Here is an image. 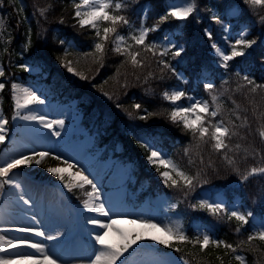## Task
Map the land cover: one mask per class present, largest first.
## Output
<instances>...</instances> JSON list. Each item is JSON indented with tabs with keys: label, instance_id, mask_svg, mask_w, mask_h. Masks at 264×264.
Returning a JSON list of instances; mask_svg holds the SVG:
<instances>
[{
	"label": "trees",
	"instance_id": "trees-1",
	"mask_svg": "<svg viewBox=\"0 0 264 264\" xmlns=\"http://www.w3.org/2000/svg\"><path fill=\"white\" fill-rule=\"evenodd\" d=\"M147 2L151 5L147 24L150 27L154 23L160 24L157 31L149 33L145 42H156V54L134 44L140 53L137 59L141 64L133 66L130 57L112 51L110 41L103 54L94 51L95 30L80 28L74 17L72 0H9L15 30L11 44L3 49L5 68L7 72L12 71L18 81L43 83L46 95L62 102L77 99L84 114L83 122L96 132L98 144L106 145L105 154L110 148L117 151L119 144V158L133 163L132 171L136 177L133 190L141 198L148 195L150 201L162 209H171L172 226L176 225L173 219L179 218L180 224L173 229L185 231L189 240L194 241L195 238L190 237L195 235L191 222L199 219L212 237L232 244L236 249L232 252L223 246L210 245L202 251L198 244L177 241L191 264H236L238 253L245 255L248 264H264V241H248V236L254 233L249 223L229 219L227 212L213 215L207 209L194 207L193 201L201 188L222 186L229 196L233 192L239 194L244 207L255 213L264 210V173L241 180L251 168H264V139L258 134L264 126V43L261 40L264 7L253 8L243 0H196V11L187 19L170 17L160 22V17L167 12V0H126V8L120 14L129 20L140 18ZM235 3L240 6L235 29L242 24L249 25L256 44L249 56L234 62V65L239 64L240 71L221 76L209 59L210 39L203 30L210 22L208 16L212 8L222 11ZM40 9H46L44 15ZM167 31L183 43L180 56L172 54L175 49H169L165 56L160 55L159 47L163 45ZM61 41L65 43L61 44ZM69 42L72 47L67 50ZM66 55L78 69L76 77L68 71L63 60ZM6 59H9L8 65ZM161 60L171 67L166 68ZM36 65L41 66L42 71L25 70V66ZM177 70H182L189 78L187 91L202 94L211 109H215L211 97L218 96L221 111L215 120L222 119L237 133L225 141L231 150L217 152L210 137L206 138L207 143L199 141L183 128L182 123L171 121V104L162 94L182 82L176 75ZM201 74L213 83L211 92L204 88L205 81L199 78ZM245 76L253 83L249 84ZM7 84L3 89L2 106L9 118L12 98ZM136 104L141 108L136 109ZM141 116L146 118L140 119ZM147 140L160 145L175 158L193 178L191 188L185 187L184 181H178L176 187L169 181L164 182L160 175L163 167L155 169V165H150L147 160L150 151L141 147V142L148 144ZM225 156L234 162L229 164ZM224 184L227 187H223ZM74 194L76 198L82 197L78 188L74 189ZM172 201L178 202L177 207L168 206Z\"/></svg>",
	"mask_w": 264,
	"mask_h": 264
},
{
	"label": "rangeland",
	"instance_id": "rangeland-1",
	"mask_svg": "<svg viewBox=\"0 0 264 264\" xmlns=\"http://www.w3.org/2000/svg\"><path fill=\"white\" fill-rule=\"evenodd\" d=\"M173 5L183 6L184 0H167L168 10ZM149 8V5H146L145 11ZM222 11L224 14L215 8L211 9L209 14L210 22L203 30L206 35L207 33L205 30H210L212 33V38L209 42L210 49L207 53L213 66L216 67L217 70L219 69L221 76H224V74L235 75L234 72L240 70H238L239 64L234 65V62L237 58L249 56L253 51L255 43L252 44L250 48L238 46L239 50L244 52V55L234 57L232 60L228 61L227 68L222 66L220 58L216 55L215 50L212 49L211 44L216 43L226 54H231L232 46L235 44V41L240 38L241 32H246L244 37L246 40H255L253 37H250L251 31L248 25H241L239 29H236L237 31L235 30V25L240 15L238 3L228 6ZM12 12L13 9L10 6L9 0H0V48H6L13 39L15 28L11 21ZM213 14L220 18V23H217L216 20L212 18ZM130 21L136 28H139L142 21L145 26L149 27L146 24L145 18L142 17L138 20L131 19ZM154 25L158 24L154 23L153 26ZM106 26L108 25L101 24V31L103 27ZM118 31L121 34L127 35L130 29H128L127 26H118ZM166 33V39L163 43L164 49L165 47L168 49L172 47L176 50L177 47L183 48V44L174 37L171 31H167ZM262 38L264 42V35ZM127 44L133 45L131 51L136 52L134 42L131 39L127 41ZM173 44L176 45V47H173ZM66 49L68 50L70 47L67 45ZM63 60L68 66L70 65L72 67L73 72H70V74L76 77L78 69L72 59L66 55ZM3 62L4 60L0 57V69L4 72ZM29 69L31 71H38L40 67L33 66ZM177 73L182 74L183 83L189 79L181 70H178ZM199 78L203 79L205 82H211L204 74H201ZM3 80L8 82V90L11 93L12 99V84L15 83L21 87L31 88L42 100H44L43 104L31 105L28 109H21V115H43L48 120L64 121L62 127L53 125L54 130L60 133L59 136H54L48 129L35 121H26L19 117L13 119L16 111L14 107L15 101L13 100V104H11L13 113L11 115L10 125L8 123L5 125V139L3 141L5 143L0 147V167L4 166L5 163L10 162L12 159L19 158L22 155H31L33 152L46 151L50 152L51 155L44 158L39 165L35 164L34 158L31 165L19 166L9 173V176L21 185L19 189L11 185H4L3 188H0V236H3L5 241H16L20 238H27L33 242H41L45 245V253L50 255L56 261V264H89V261L94 258L95 252L101 247L95 242L94 237L97 232L102 234L104 230H100L91 223H88V218L96 217L105 221H107V218L98 217L96 213L89 212L83 207V201L88 199L86 193L91 191V186L89 188H83L85 193L84 199L77 200L76 202L77 206L81 208L80 210L75 208L71 210L67 209V207H69V200L66 194L62 193V190H60V188H64L63 184L58 177L47 171L50 167H66L62 161L67 160L69 163L75 165V167L70 169L71 172H78L82 169L85 175H88L89 179L93 180L100 191V201L105 204L106 208L110 209V215L118 220L114 229L106 230L108 235L105 237V242L109 244L120 242L119 234L118 240L115 238V235H117L115 229L123 230V232L133 237L137 234L144 237L143 240L129 249L128 252L125 253V256L122 257L124 264H189L185 258L180 257V253H176V250H172V248L171 250H167L164 248L167 245L159 244L157 241L149 239L153 236L159 239H169L167 234L161 231V229L165 226L176 227V225L180 224L179 218L173 219L176 225L172 226L170 212L168 210L163 211L159 206L151 205L147 198L141 200L138 194L132 191L131 183L135 182V176L132 173V163L123 162L119 159L117 154L119 147H121L119 144L116 147L117 151H113V149L110 148L108 155H104L105 147L97 145L96 132L88 130V128L83 125L82 119H84V116L82 115V109L80 105H78L76 99L67 103L59 102L56 99H48L47 97H50V95H46L42 83L19 82L10 71L0 76V83H3ZM173 89L183 90L187 96L208 101L202 94L187 92V86L184 84L176 85L166 91L171 92ZM2 102L3 95L0 92V116L6 119L1 107ZM178 103L187 105L188 101L182 98ZM172 107L173 105H171V110ZM215 121L218 120H215V118L212 119L213 123ZM147 142L152 149L158 150L163 158L172 161L180 170L189 176L186 170L176 162L175 158L167 153L160 145L154 144L151 140H147ZM55 156H60L61 159L57 160L54 158ZM148 163L150 165L152 164L149 161ZM152 165L156 166L155 169L161 166L159 163ZM165 170L170 171V169H165L163 167L160 169V173ZM172 176L177 181H183L176 176L174 172ZM3 179V177H0V181ZM65 179H68L67 173H65ZM169 182H171V180H169ZM213 187L214 186H209V189H202L200 195L196 197V203L200 204L201 201L205 200L209 203L223 202L228 211L239 210L241 213L247 215L239 195L232 194L229 196L225 191L219 190L222 186ZM223 187H227V185L224 184ZM64 190L67 189L64 188ZM21 194L25 199L30 200V204H24L23 201L19 199ZM176 202L173 201L170 206H176ZM194 205V207L197 206L195 203ZM252 214L253 215L248 218L251 219V227L253 231L256 232L261 228L262 224H264V211L262 213L259 211ZM130 220H150L160 227L149 228L139 223L131 224L128 222ZM192 225L200 236L207 233L201 227L198 219H195ZM4 227L7 229L6 231L1 229ZM24 227L38 229L44 232L45 236L51 235L57 238L54 240H47L45 237H37L32 233L17 231V229ZM73 227L78 231L76 238L70 241L66 240V237H68ZM84 236L85 238H83ZM174 241L175 240H170L169 243L172 244ZM180 247L181 246L178 248L180 249ZM33 252V249L24 246L8 247L6 252H0V260H10L13 264H17V253L31 254ZM237 255H241L245 258L242 253H238ZM117 264H120V262L118 261ZM236 264H239V262L237 261ZM245 264H248L246 260Z\"/></svg>",
	"mask_w": 264,
	"mask_h": 264
},
{
	"label": "snow or ice",
	"instance_id": "snow-or-ice-1",
	"mask_svg": "<svg viewBox=\"0 0 264 264\" xmlns=\"http://www.w3.org/2000/svg\"><path fill=\"white\" fill-rule=\"evenodd\" d=\"M245 4L250 5L253 8L256 7H264V0H243ZM72 5L74 8V17L77 19V23L80 28L88 27L92 30H95V36L97 40L94 42V49L97 53L103 54L105 51L106 44L110 41L112 44V51L117 54L124 55L130 57L131 64L136 66L141 64V61L137 59L140 55L138 51L133 52L131 48L133 45L127 44V41L131 39L135 45L142 46L145 51H150L155 55V49L157 45L153 43H145L147 37L150 32H154L158 30V25H154L152 27H147L141 22L139 28H136L131 21L122 14H118L122 12L126 8V0H72ZM46 9H40L41 15H44ZM194 11H196V0H184L183 6L173 5L166 12L165 15L160 17V22H164L168 20L170 17L177 19H187ZM216 20L217 23H220V18L213 14L212 17ZM63 22V21H61ZM264 22V18L262 21ZM101 24H107L108 26L103 27L101 31ZM118 26L123 27L127 26L130 31L127 35L121 34L118 31ZM209 39L212 38V33L210 30H205ZM246 32H241L240 38L235 41V44L232 46L231 54H226L224 50L219 48L216 43H212L211 47L215 50L216 55L220 58L222 66L227 68L228 61L232 60L234 57L244 55V52L239 50L238 46L243 48H250L255 41L246 40L244 37ZM65 41H61V44H64ZM126 45V46H125ZM176 47V45H172ZM68 47H72L71 42L68 43ZM169 49L165 47L164 51L160 53L161 56H165L168 54ZM183 52L182 47H177V50L172 53L174 56H180ZM160 63L164 64L166 68H170L171 66L165 61L161 60ZM25 70H29L27 66H25ZM175 72V69H171ZM68 71L73 72L72 67L68 66ZM78 74V73H77ZM4 72L0 69V76H3ZM79 75V74H78ZM179 79H182V74L176 73ZM83 79L84 77L81 76ZM244 79L252 84L253 82L248 80V77L245 76ZM257 87H260L259 85ZM4 85L0 83V89H3ZM204 88L211 92L214 88L213 83L206 82L204 84ZM255 91V88H253ZM12 93L13 100L15 101V116L20 119L26 121H35L44 128L48 129L49 132L54 136H59V131L54 130L53 125L63 126V120H48L43 115H21V109H28L31 105L43 104L44 100H42L35 91H33L29 87H21L17 84H12ZM164 100L169 101L171 105H173L171 112L169 113V118L173 123H182L183 128L186 131L192 133L193 137L198 139L199 141L207 143L208 137L213 142L212 147L215 151L219 152L222 149H229V145L225 142L226 139H231L232 136L237 133L233 132L228 126L225 125L223 120L212 122V119L217 117L221 111V105L217 103L218 96L213 95L211 97L212 104L215 105V109L210 108V104L207 100H199L191 96H187V94L183 90L173 89L171 92L165 91L162 94ZM184 98L188 101L187 105H183L178 103L181 99ZM235 103V101H233ZM136 109H140L141 105H134ZM239 107V106H237ZM151 115V113H149ZM145 116H141L140 119H145ZM211 118V119H210ZM239 119V117H237ZM8 123L6 119L0 116V143H2L5 139V125ZM207 124V126H206ZM246 124V120H245ZM259 136L264 139V126H262L258 131ZM141 147L148 148L150 151V155L147 156V160L152 164H157L163 166L165 170L160 173L163 177L164 182L167 184L169 180H171L172 186L176 187L178 185V181L173 178L172 173L174 172L176 176L184 181V186L187 188H191L193 186V178L189 177L180 170L176 164L172 161L163 158L162 154L158 150L152 149L146 142H141ZM236 148L239 149L240 145L237 144ZM231 150V149H229ZM51 155L50 152L40 151L33 152L31 155H22L19 158L12 159L10 162L4 164V166L0 167V177L4 179L0 181V188H3L4 185H11L19 189L21 185L13 180L9 173L12 172L13 169L18 168L19 166H29L33 163L39 165L42 163L44 158ZM57 160H60V156L54 157ZM225 159L228 160L229 164H232L234 161L228 159L225 156ZM66 167H50L47 169L48 172L52 173L54 176L58 177L63 187L68 189V191H72L73 188H81L83 189L85 185L91 186V191L87 192L86 195L88 199L83 201V207L87 209L89 212L96 213L98 217H105L107 221L103 219H99L96 217H89L88 223L96 226L100 230H104L101 234L97 232L94 237V240L101 247L98 251L95 252L94 258L89 261V264H117L119 261L120 264H124V260L122 257L125 256V253L128 252L129 249L133 248L134 245H137L139 241L143 240L144 237L140 234L130 236L123 232L120 229H115L120 235V242L109 244L105 242V237L108 235L106 230L114 229L115 225L118 223L117 219H114L110 215V209L106 208L105 204L100 201V191L97 188V185L93 182L92 179H89L88 175H85L84 170H80L78 172H71L70 169L75 167V165L69 163L67 160L62 161ZM65 173L68 175V179H65ZM264 173V168H251L246 174L242 175L241 180L246 181L250 176ZM19 199L23 201L24 204H30V200L24 198L21 194ZM201 209H207L213 215H218L221 212H227L228 218L239 221L241 224H247L248 217H251L253 214L248 212L247 215L241 213L239 210H231L228 211L223 202L219 203H209L208 201H201L199 204ZM131 224H141L142 226H146L149 228H159L160 226L149 221L143 220H130L128 221ZM19 232L23 233H32L37 237H45L47 240H54L56 236H45V233L34 228H19L17 229ZM164 231L169 239H159L155 236L150 237L149 239L157 241L159 244H165L168 247L172 245L169 243L170 240H176L183 243L192 242L194 244H198L200 249L203 251L208 248L210 245L215 246L217 248L223 246L226 249L235 252L236 249L232 244L226 243L225 241L215 239L208 233H204L202 238L197 236L194 241H190L189 237L184 234V232L180 231L178 228L173 229L170 226H165L161 229ZM237 232L240 231L239 228L236 229ZM254 239H259L260 241H264V224H262L261 228L254 232L253 234L248 236V241H252ZM5 244L8 245L9 248L24 246L30 249H33L34 252L31 254H19L16 255L17 264H56V261L48 254L45 253V245L41 242H33L28 240L27 238H20L16 241L7 240L5 241L3 236H0V252H6L8 249L5 248ZM176 251H180L179 248H176ZM39 254V255H37ZM235 260L239 262V264H245V258L241 255H236ZM0 264H13L10 260H0Z\"/></svg>",
	"mask_w": 264,
	"mask_h": 264
},
{
	"label": "bare ground",
	"instance_id": "bare-ground-1",
	"mask_svg": "<svg viewBox=\"0 0 264 264\" xmlns=\"http://www.w3.org/2000/svg\"><path fill=\"white\" fill-rule=\"evenodd\" d=\"M86 214H88V213H86ZM3 230L6 231L7 229L4 227ZM124 230H125V229H124ZM122 231H123V230H122ZM116 233H117V235H115V238L118 240V238H119L118 234H119V233H118L117 231H116ZM70 234H71V233H70ZM70 234H69V235H70ZM71 237H72V236H71ZM4 246H5V248L8 249V245H7V244H5Z\"/></svg>",
	"mask_w": 264,
	"mask_h": 264
}]
</instances>
